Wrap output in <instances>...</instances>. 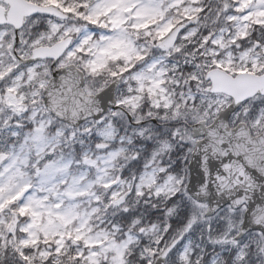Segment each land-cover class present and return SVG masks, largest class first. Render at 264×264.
I'll list each match as a JSON object with an SVG mask.
<instances>
[{
    "label": "snow or ice",
    "instance_id": "snow-or-ice-1",
    "mask_svg": "<svg viewBox=\"0 0 264 264\" xmlns=\"http://www.w3.org/2000/svg\"><path fill=\"white\" fill-rule=\"evenodd\" d=\"M0 264H264V0H0Z\"/></svg>",
    "mask_w": 264,
    "mask_h": 264
}]
</instances>
